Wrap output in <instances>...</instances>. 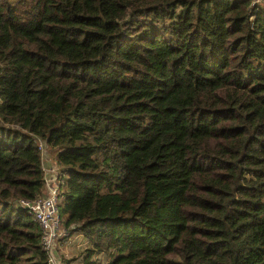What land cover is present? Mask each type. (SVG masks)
<instances>
[{
    "label": "trees",
    "instance_id": "1",
    "mask_svg": "<svg viewBox=\"0 0 264 264\" xmlns=\"http://www.w3.org/2000/svg\"><path fill=\"white\" fill-rule=\"evenodd\" d=\"M44 147L63 264H264V1L0 0V264Z\"/></svg>",
    "mask_w": 264,
    "mask_h": 264
},
{
    "label": "built area",
    "instance_id": "2",
    "mask_svg": "<svg viewBox=\"0 0 264 264\" xmlns=\"http://www.w3.org/2000/svg\"><path fill=\"white\" fill-rule=\"evenodd\" d=\"M264 0H250L258 4ZM42 151V150H41ZM57 174L45 177L44 195L33 200H20L23 207L33 218L39 229V245L46 253V264H63L56 254L57 242L67 234L61 226V217L57 207Z\"/></svg>",
    "mask_w": 264,
    "mask_h": 264
},
{
    "label": "rangeland",
    "instance_id": "3",
    "mask_svg": "<svg viewBox=\"0 0 264 264\" xmlns=\"http://www.w3.org/2000/svg\"><path fill=\"white\" fill-rule=\"evenodd\" d=\"M42 154H43L44 166L49 165V168L51 170V176L50 177L52 180L53 174H56L60 168L55 163L54 158L51 156V154L47 148L44 147V152ZM57 243H58L57 247H59L58 249L56 247V251H58L57 254L60 255L61 253H63L65 255L66 254L69 255V254H72L74 252L73 248H77L78 246L81 247L84 245L85 242L82 239L79 232H72L70 235H68V233H67L62 238V240H59ZM59 257H61V255ZM98 258L102 262L105 260L104 255H101L100 257L98 256Z\"/></svg>",
    "mask_w": 264,
    "mask_h": 264
},
{
    "label": "crops",
    "instance_id": "4",
    "mask_svg": "<svg viewBox=\"0 0 264 264\" xmlns=\"http://www.w3.org/2000/svg\"><path fill=\"white\" fill-rule=\"evenodd\" d=\"M42 167H43V170H44V176L45 177H50L51 176V170H50V168H49V165H47V166H44V161H43V163H42ZM70 237V236H69ZM59 247H57V249H58ZM55 252H56V254H57V252L58 251H56L55 250ZM62 252V251H61ZM60 252V253H61ZM58 255V257L60 256L59 254H57ZM60 258V257H59Z\"/></svg>",
    "mask_w": 264,
    "mask_h": 264
}]
</instances>
